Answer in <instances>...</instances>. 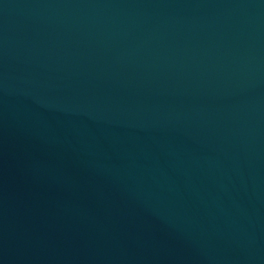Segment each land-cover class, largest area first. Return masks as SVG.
<instances>
[{
    "label": "water",
    "instance_id": "95a60500",
    "mask_svg": "<svg viewBox=\"0 0 264 264\" xmlns=\"http://www.w3.org/2000/svg\"><path fill=\"white\" fill-rule=\"evenodd\" d=\"M0 264H264V0H0Z\"/></svg>",
    "mask_w": 264,
    "mask_h": 264
}]
</instances>
